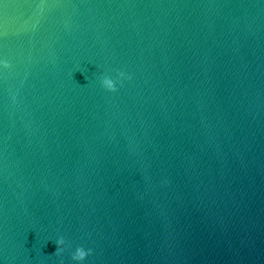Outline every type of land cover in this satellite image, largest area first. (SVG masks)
Returning a JSON list of instances; mask_svg holds the SVG:
<instances>
[{
	"label": "water",
	"instance_id": "obj_1",
	"mask_svg": "<svg viewBox=\"0 0 264 264\" xmlns=\"http://www.w3.org/2000/svg\"><path fill=\"white\" fill-rule=\"evenodd\" d=\"M0 264H264V0H0Z\"/></svg>",
	"mask_w": 264,
	"mask_h": 264
},
{
	"label": "clouds",
	"instance_id": "obj_2",
	"mask_svg": "<svg viewBox=\"0 0 264 264\" xmlns=\"http://www.w3.org/2000/svg\"><path fill=\"white\" fill-rule=\"evenodd\" d=\"M3 64L5 68L11 67L10 63L7 60H5ZM125 75L126 74L123 71L119 72V77L122 78V77H125ZM128 78L130 79L131 77H128ZM102 84L105 88H107L110 91H113V92L117 91V82L111 77H108V76L104 77L102 80ZM55 242L58 245L55 254L60 255L64 251V246L66 244L65 238L61 236ZM91 252H92L91 249L86 250L82 246L78 247L76 248L75 252L72 254V259L77 262H82L87 258L88 255L91 254Z\"/></svg>",
	"mask_w": 264,
	"mask_h": 264
}]
</instances>
